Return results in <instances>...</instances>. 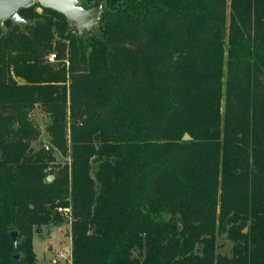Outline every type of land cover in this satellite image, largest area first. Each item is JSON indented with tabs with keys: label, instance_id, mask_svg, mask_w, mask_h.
<instances>
[{
	"label": "trees",
	"instance_id": "trees-1",
	"mask_svg": "<svg viewBox=\"0 0 264 264\" xmlns=\"http://www.w3.org/2000/svg\"><path fill=\"white\" fill-rule=\"evenodd\" d=\"M80 1L100 26L0 25V264L61 206L72 264H264V0Z\"/></svg>",
	"mask_w": 264,
	"mask_h": 264
},
{
	"label": "water",
	"instance_id": "water-1",
	"mask_svg": "<svg viewBox=\"0 0 264 264\" xmlns=\"http://www.w3.org/2000/svg\"><path fill=\"white\" fill-rule=\"evenodd\" d=\"M36 3L63 14L71 26H76L79 33L100 26L102 7L85 8L80 0H0V25L5 28V22L11 21L12 25L24 29L30 24V21L22 17L19 11ZM183 139L190 140L191 136L189 133H185ZM51 179L52 176H49V180ZM40 231L42 229L38 230V232ZM10 235L14 245L17 246L19 232L12 231ZM16 257L19 258L20 256L16 255Z\"/></svg>",
	"mask_w": 264,
	"mask_h": 264
},
{
	"label": "crops",
	"instance_id": "crops-1",
	"mask_svg": "<svg viewBox=\"0 0 264 264\" xmlns=\"http://www.w3.org/2000/svg\"><path fill=\"white\" fill-rule=\"evenodd\" d=\"M69 229L64 231L66 234L67 245L63 243L62 231L63 225L51 228H44L41 232H36L33 238L34 250L37 254L38 264H41V259L48 260L50 264H62L66 261L67 264H72L68 258L72 250L71 225ZM65 246L61 249V246ZM63 254V256H62Z\"/></svg>",
	"mask_w": 264,
	"mask_h": 264
},
{
	"label": "rangeland",
	"instance_id": "rangeland-1",
	"mask_svg": "<svg viewBox=\"0 0 264 264\" xmlns=\"http://www.w3.org/2000/svg\"><path fill=\"white\" fill-rule=\"evenodd\" d=\"M35 6H36L35 9H36L37 12H39V13L43 12V8H42V6L40 4H36ZM50 55H46L45 56L46 59L49 58ZM7 70H8L9 78L11 77L12 80H17L18 82H21V83L25 82L23 76L22 77H18L16 75L15 67L13 65L9 66L7 68ZM29 114H30V118L32 120H34L37 123V125L40 127V129H41V135H40L39 139L36 141V143H37L36 147H39L42 143L48 142V134H47V131H46V127L49 124L50 119H49V117L46 114L43 113V111L41 110V108L39 106L34 107V109L32 111H30ZM59 155H60L62 160H67V158L62 157V155L60 153H59ZM64 220H65V223L63 224V228H62L63 232L69 229L68 226L70 225L71 219L68 216L64 215ZM66 234L67 233L63 234L64 236H62L63 237V243L65 245H67V241L65 239L66 238ZM232 245H233L232 241L227 239L225 234L220 235L219 238H218V250H217V252L221 253V254L231 255ZM64 247H65L64 245L61 246V249H63ZM71 262H72V259H71ZM41 264H50V262L48 260H45V259L42 260L41 259ZM62 264H67V263H66V261H63Z\"/></svg>",
	"mask_w": 264,
	"mask_h": 264
},
{
	"label": "built area",
	"instance_id": "built-area-1",
	"mask_svg": "<svg viewBox=\"0 0 264 264\" xmlns=\"http://www.w3.org/2000/svg\"><path fill=\"white\" fill-rule=\"evenodd\" d=\"M56 58H57V54H56V53H52V54L50 55V57H49V59H50L51 61H55ZM14 77H15V76H14ZM45 148H46L47 150H50V149H51V144L49 143V141L45 143ZM58 211L61 212V213L64 214V215L68 216V217L71 219V209H70L69 207H62V206H61V207H58ZM62 256H63V254H62ZM68 258H69L70 260L72 259V251H71V254L69 255Z\"/></svg>",
	"mask_w": 264,
	"mask_h": 264
}]
</instances>
